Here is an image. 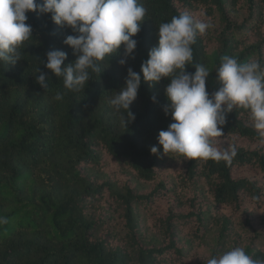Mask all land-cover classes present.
Returning <instances> with one entry per match:
<instances>
[{
  "label": "trees",
  "instance_id": "16d2710c",
  "mask_svg": "<svg viewBox=\"0 0 264 264\" xmlns=\"http://www.w3.org/2000/svg\"><path fill=\"white\" fill-rule=\"evenodd\" d=\"M139 3L148 12L141 31L133 37L137 41L134 58L123 66L119 63L124 57L122 45L100 64V73H90L80 91L64 89L63 78H56L45 67L49 51L68 54L62 67L76 59L63 43L75 33L55 25L51 14L27 13L32 39L21 49V60L15 65L0 61V216L9 220L0 225V264H173L174 258L178 264H186L192 241L179 237V225L192 222L193 238L205 246L211 221L216 243L203 264L234 247H242L253 259L264 258V251L255 245L259 234L249 218L242 228L250 237L226 246L230 237L238 236L230 233V219H214L208 209L195 211L194 199L188 201L186 211L171 206L166 213L157 214L150 208L180 185L199 188L200 183L216 207L239 211L248 200L258 204L264 198L263 186L234 176L233 170L249 166L264 173V153L235 146L237 156L231 164L164 155L162 148L152 154L159 132L173 122L163 111L168 103L167 78L150 85L141 73L137 98L130 105L135 120L127 128L109 104L114 92L125 86L127 69L141 72L150 49L158 44L159 25L183 12L194 20L199 12L213 23L205 35L197 36L193 61L186 66L190 73L197 64L209 69V93L221 86L215 72L224 55L244 63L259 60L264 66V0ZM41 72L49 80L46 91L36 83ZM58 91L64 93L62 101L54 100ZM223 131L228 137L264 140L253 127L249 112L240 108L227 115ZM174 158L183 161L179 181H157L160 160ZM107 161L125 163V174L134 185L107 178L103 171ZM151 183L155 185L147 191L138 189ZM254 196L261 199L254 201ZM261 224L264 231V205Z\"/></svg>",
  "mask_w": 264,
  "mask_h": 264
},
{
  "label": "clouds",
  "instance_id": "9594fccd",
  "mask_svg": "<svg viewBox=\"0 0 264 264\" xmlns=\"http://www.w3.org/2000/svg\"><path fill=\"white\" fill-rule=\"evenodd\" d=\"M51 14L57 26L68 27L69 35L63 43L73 50L76 59L66 66L68 54L63 50L47 53L45 67L56 78H63L67 91H80L90 80V73H100V64L115 55L123 45V66L137 47L133 39L140 31L147 15L139 0H0V61L15 65L22 58L21 49L32 39V26L26 21L27 13ZM213 27L211 18L196 21L183 12L170 22L158 27V44L150 49L141 72L127 69L125 86L114 92L109 104L120 113L121 125L135 120L130 105L136 100L144 82L154 85L163 78L170 80L165 93L168 103L163 111L171 115L172 123L158 134V146L152 154H178L186 160L225 161L231 164L237 156L234 145L221 150L214 138L224 136L226 118L235 108L247 110L253 127L264 134V66L259 60L240 62L234 56L224 55L216 70L221 85L212 93L206 90L210 75L204 65H195V72L186 71L193 61V48L198 35L203 36ZM39 72V69H37ZM48 78L43 72L36 83L45 91ZM64 93L56 92L54 100L62 101ZM153 102L156 98L153 97ZM123 110V111H122ZM259 201L261 197H252ZM0 216V225L8 224ZM207 264H264V258L253 259L242 247H234L207 260Z\"/></svg>",
  "mask_w": 264,
  "mask_h": 264
},
{
  "label": "rangeland",
  "instance_id": "374dc122",
  "mask_svg": "<svg viewBox=\"0 0 264 264\" xmlns=\"http://www.w3.org/2000/svg\"><path fill=\"white\" fill-rule=\"evenodd\" d=\"M196 21H204L207 19L201 14L196 13L194 15ZM250 34V33H248ZM251 36V34H250ZM264 136V134H263ZM214 144L223 150V148H227L228 145L240 146L250 150H259L264 153V140L263 142L251 141L244 138H239L236 136H223L219 138H214ZM168 159L160 160L159 171L157 181H165V182H178L179 175L182 173L183 161L180 158H174L170 162H167ZM126 165L123 162H113L107 161L105 162L103 171L108 175L107 178H110L114 181L123 182L129 181L128 176L125 174ZM233 174L236 177H246L250 178L259 183L260 186L264 188V173L254 167L249 166H241L236 167L233 170ZM156 181V182H157ZM133 186L134 183L130 182ZM155 184L151 183L148 185H144V188H141V185L138 186L139 190H149L153 188ZM195 200V211H201L208 209L211 213V216L216 219L220 216H224L225 218L230 219L231 222V234L238 235L237 237H230L229 242L226 246H231L234 242L240 240H246L250 237V233L242 228V223L246 218L251 220L252 226L254 230L259 234L255 245L257 248L262 249L264 251V231L261 228V216L263 212L264 198L260 201V203L255 204L251 203L249 200L244 202L242 208L239 211L235 210L232 207H216L212 203V199L210 194L207 191V188L203 183H200L199 188H191L179 186L174 191H171L164 198H158V200L150 206L151 211L154 213L162 214L166 213L167 209L171 206H174L175 209H179L182 211H186L188 207L189 200ZM179 203H183V206L179 207ZM107 205L104 203V206ZM152 212V213H153ZM151 212H149L150 214ZM212 221L209 223V229H207L206 235V245L204 246L199 241L193 238L194 227L192 222L185 226L184 224L179 225V237L191 240V250L185 255L186 264H203L205 258L209 255V249L213 247L216 243L217 234L211 229ZM184 241V240H183ZM180 243V246H185L184 242ZM173 264H178V260L174 258L172 261ZM170 264V262L165 263Z\"/></svg>",
  "mask_w": 264,
  "mask_h": 264
}]
</instances>
